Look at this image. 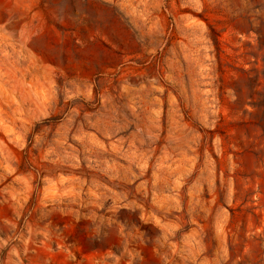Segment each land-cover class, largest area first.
<instances>
[{
    "label": "rangeland",
    "instance_id": "1",
    "mask_svg": "<svg viewBox=\"0 0 264 264\" xmlns=\"http://www.w3.org/2000/svg\"><path fill=\"white\" fill-rule=\"evenodd\" d=\"M0 264H264V0H0Z\"/></svg>",
    "mask_w": 264,
    "mask_h": 264
}]
</instances>
